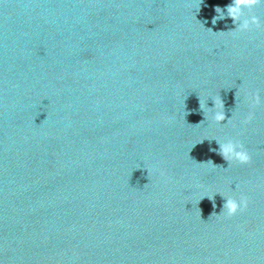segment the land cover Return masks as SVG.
<instances>
[{"label":"water","instance_id":"obj_1","mask_svg":"<svg viewBox=\"0 0 264 264\" xmlns=\"http://www.w3.org/2000/svg\"><path fill=\"white\" fill-rule=\"evenodd\" d=\"M231 2L0 0V264H264V27Z\"/></svg>","mask_w":264,"mask_h":264},{"label":"clouds","instance_id":"obj_2","mask_svg":"<svg viewBox=\"0 0 264 264\" xmlns=\"http://www.w3.org/2000/svg\"><path fill=\"white\" fill-rule=\"evenodd\" d=\"M203 2L204 0H198L197 11H199L200 5L203 4ZM260 5H264V0H232V2L227 5L226 8H221L219 6L215 8L217 15L212 18V24L215 25L218 20H223L225 19V17H230L236 25L235 29L230 31V34L233 36L251 31L254 28L260 29L261 27H264V25L261 24L260 19L256 15L251 14L252 10ZM245 10L248 11L249 15L245 16ZM246 99L248 100L250 108L253 109L260 106L262 103L261 96L258 91L249 94ZM210 109H215V111H213L211 115V119L215 123L220 124L222 121L225 120L224 105L221 98L214 100V107ZM253 118L254 113L250 111L247 116L244 117L242 122L244 124L251 123ZM230 121L231 119H228L227 122ZM217 143H219L220 145L218 149V154L221 155L224 160L228 161L229 164L235 162L240 165H248L252 162V156L250 155L249 151L245 148L244 144L240 141L228 139L223 142L217 140ZM213 151L217 150L213 149ZM209 162L212 163L211 161ZM209 199H212V197H209ZM248 206L249 198L246 195H241L239 199H236L231 196L226 197V203L224 205L225 211L223 215L227 218H231L237 215L238 213L246 211L248 209ZM213 207H215L214 202Z\"/></svg>","mask_w":264,"mask_h":264}]
</instances>
